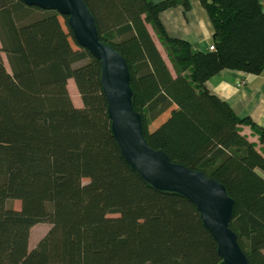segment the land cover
Wrapping results in <instances>:
<instances>
[{
    "label": "trees",
    "instance_id": "16d2710c",
    "mask_svg": "<svg viewBox=\"0 0 264 264\" xmlns=\"http://www.w3.org/2000/svg\"><path fill=\"white\" fill-rule=\"evenodd\" d=\"M83 1L100 40L127 62L147 144L225 186L235 201L229 227L248 264H264V128L205 86L223 69L264 71L261 0H199L213 28L206 51L167 36L159 20L191 0ZM100 74L65 15L0 0V264H222L196 206L123 159ZM13 199L19 209L7 206ZM37 223L50 228L28 250Z\"/></svg>",
    "mask_w": 264,
    "mask_h": 264
},
{
    "label": "water",
    "instance_id": "95a60500",
    "mask_svg": "<svg viewBox=\"0 0 264 264\" xmlns=\"http://www.w3.org/2000/svg\"><path fill=\"white\" fill-rule=\"evenodd\" d=\"M25 5L54 9L67 17L77 43L101 64L100 82L113 137L125 162L160 191L180 194L192 202L217 244L222 264H248L247 256L229 227L234 200L220 182L203 172L170 160L151 148L143 135L141 115L134 110L130 74L124 57L100 40L95 19L83 0H21Z\"/></svg>",
    "mask_w": 264,
    "mask_h": 264
},
{
    "label": "crops",
    "instance_id": "0c3cea01",
    "mask_svg": "<svg viewBox=\"0 0 264 264\" xmlns=\"http://www.w3.org/2000/svg\"><path fill=\"white\" fill-rule=\"evenodd\" d=\"M151 1L156 3L161 0ZM262 5L264 10V2ZM159 20L167 36L186 41L195 50L206 51L213 44L212 24L199 0H191L188 9L182 5L165 9L159 13ZM155 38L157 39L156 36ZM157 42L159 43L158 39ZM205 86L225 101L238 118H249L264 128V71L251 74L223 69L208 78ZM240 129L251 141L257 143V137L248 125H240Z\"/></svg>",
    "mask_w": 264,
    "mask_h": 264
},
{
    "label": "rangeland",
    "instance_id": "374dc122",
    "mask_svg": "<svg viewBox=\"0 0 264 264\" xmlns=\"http://www.w3.org/2000/svg\"><path fill=\"white\" fill-rule=\"evenodd\" d=\"M42 10H44V11L45 10H49V11L57 12L54 9H42ZM147 27H148V30H149L152 38L154 39L155 43L158 45L157 47H159V51L161 52L164 60L166 61L167 65L169 67H171V65H170V63H169L164 51L161 48L160 43L157 42V39L155 38V36L153 34L154 32L152 31V29H151V27L149 25H147ZM3 58H4L5 65H6L7 69L10 70L9 65L7 63V60H6V57H5L4 54H3ZM67 88H68L69 95L71 97V100H72L73 104L76 107H82L81 98H80V95L78 93V90H77V88L75 86V83H74L73 79H68L67 80ZM77 105H79V106H77ZM6 204H7L8 207H12L14 209H19L20 208V202L18 200H15V199L8 200L6 202ZM49 228H50V225L48 223H37V224H35L34 226L31 227L30 232H29V238H28V250H31L37 244V242L47 233Z\"/></svg>",
    "mask_w": 264,
    "mask_h": 264
},
{
    "label": "built area",
    "instance_id": "2783aa9c",
    "mask_svg": "<svg viewBox=\"0 0 264 264\" xmlns=\"http://www.w3.org/2000/svg\"><path fill=\"white\" fill-rule=\"evenodd\" d=\"M264 0H261V3L263 4ZM208 50H215L214 44H211L208 46Z\"/></svg>",
    "mask_w": 264,
    "mask_h": 264
}]
</instances>
